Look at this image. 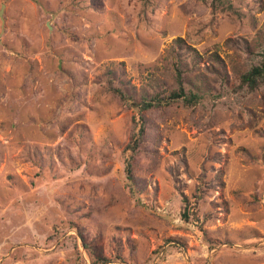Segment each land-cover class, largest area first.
<instances>
[{
    "label": "rangeland",
    "instance_id": "rangeland-1",
    "mask_svg": "<svg viewBox=\"0 0 264 264\" xmlns=\"http://www.w3.org/2000/svg\"><path fill=\"white\" fill-rule=\"evenodd\" d=\"M228 1L0 0V264H264V0ZM176 64L203 98L144 112L131 183Z\"/></svg>",
    "mask_w": 264,
    "mask_h": 264
},
{
    "label": "trees",
    "instance_id": "trees-1",
    "mask_svg": "<svg viewBox=\"0 0 264 264\" xmlns=\"http://www.w3.org/2000/svg\"><path fill=\"white\" fill-rule=\"evenodd\" d=\"M213 6L215 8L221 7V9L235 12L234 5L228 0H213ZM176 67V86L172 89V91L164 97H161V95H157L153 98L142 97L137 102L139 112L136 116H134V131L129 143L125 147V154H127L125 157L126 172L127 178L131 183H134V154L140 148L145 134L146 118L144 112L154 106L162 105L165 102L166 104H169L170 102L182 99L185 103L194 105L200 102L203 98V94L200 90L191 88L186 84L182 67L179 64H176ZM262 84H264V49L261 53L259 63L250 66L240 74L238 88H247L250 91H254ZM111 89L115 93L120 94L122 97L127 98V95L120 87H115L111 84ZM184 216L187 217V214L184 213ZM84 246L89 249L94 264L109 263L111 261L110 258L104 255L96 245L85 241Z\"/></svg>",
    "mask_w": 264,
    "mask_h": 264
},
{
    "label": "water",
    "instance_id": "water-1",
    "mask_svg": "<svg viewBox=\"0 0 264 264\" xmlns=\"http://www.w3.org/2000/svg\"><path fill=\"white\" fill-rule=\"evenodd\" d=\"M0 15H2V14H1V11H0Z\"/></svg>",
    "mask_w": 264,
    "mask_h": 264
}]
</instances>
